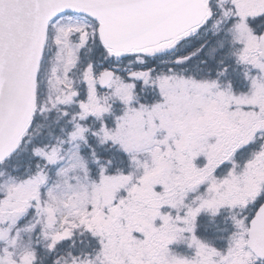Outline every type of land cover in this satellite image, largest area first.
Segmentation results:
<instances>
[{
    "label": "snow or ice",
    "instance_id": "snow-or-ice-1",
    "mask_svg": "<svg viewBox=\"0 0 264 264\" xmlns=\"http://www.w3.org/2000/svg\"><path fill=\"white\" fill-rule=\"evenodd\" d=\"M0 264H264V0H0Z\"/></svg>",
    "mask_w": 264,
    "mask_h": 264
}]
</instances>
